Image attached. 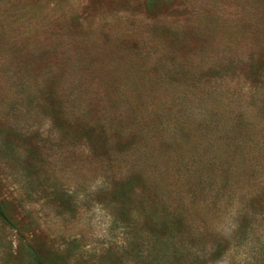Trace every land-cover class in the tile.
Listing matches in <instances>:
<instances>
[{
	"label": "rangeland",
	"instance_id": "obj_1",
	"mask_svg": "<svg viewBox=\"0 0 264 264\" xmlns=\"http://www.w3.org/2000/svg\"><path fill=\"white\" fill-rule=\"evenodd\" d=\"M0 203V264H264V0H0Z\"/></svg>",
	"mask_w": 264,
	"mask_h": 264
},
{
	"label": "trees",
	"instance_id": "obj_2",
	"mask_svg": "<svg viewBox=\"0 0 264 264\" xmlns=\"http://www.w3.org/2000/svg\"><path fill=\"white\" fill-rule=\"evenodd\" d=\"M158 145H160V144H158ZM165 149V148H164ZM151 153V152H150ZM150 156H152L151 154H149ZM0 212H2V213H4L5 212V208L3 207V205L0 203ZM30 251H31V254H32V256L34 257V259L36 260V261H40V259H41V256H40V252H39V250L37 249V250H35V249H33V248H31L30 247Z\"/></svg>",
	"mask_w": 264,
	"mask_h": 264
}]
</instances>
